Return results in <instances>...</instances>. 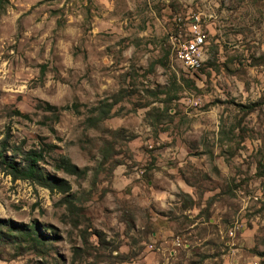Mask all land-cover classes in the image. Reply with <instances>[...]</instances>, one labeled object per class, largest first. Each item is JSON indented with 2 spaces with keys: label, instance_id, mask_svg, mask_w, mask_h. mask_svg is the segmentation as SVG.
Returning <instances> with one entry per match:
<instances>
[{
  "label": "rangeland",
  "instance_id": "rangeland-1",
  "mask_svg": "<svg viewBox=\"0 0 264 264\" xmlns=\"http://www.w3.org/2000/svg\"><path fill=\"white\" fill-rule=\"evenodd\" d=\"M3 141L68 189L0 166V264H264V0H0Z\"/></svg>",
  "mask_w": 264,
  "mask_h": 264
},
{
  "label": "trees",
  "instance_id": "trees-1",
  "mask_svg": "<svg viewBox=\"0 0 264 264\" xmlns=\"http://www.w3.org/2000/svg\"><path fill=\"white\" fill-rule=\"evenodd\" d=\"M46 105L50 107L49 104L46 103ZM240 106L242 107V109H251L253 108L254 104L247 103L241 104ZM109 109L110 102L102 103L97 107L98 112L95 118H103L104 116H106ZM0 144V166H2L5 171L11 175L12 178H24L33 180L49 188L56 187L62 191L68 189V183L65 180L44 172L41 169L40 165L38 164V159H40L42 156L40 149L28 148L22 150L20 158L15 159L13 154H5L4 141ZM54 166L60 167L68 172H77L75 164L71 162L67 156H59L57 159H55ZM66 196L67 195H63L62 199L66 202L68 208H70L73 205L72 200ZM7 222L8 223H6L5 228H3L2 223H0V240L3 238H9V240L13 242H19V240H22L24 241V243H29L34 246H41L46 240L47 233L39 230L35 223H15L14 221H11L9 219L7 220Z\"/></svg>",
  "mask_w": 264,
  "mask_h": 264
},
{
  "label": "built area",
  "instance_id": "built-area-1",
  "mask_svg": "<svg viewBox=\"0 0 264 264\" xmlns=\"http://www.w3.org/2000/svg\"><path fill=\"white\" fill-rule=\"evenodd\" d=\"M187 36L178 43L176 56L188 70H196L203 59L205 34L198 14H190L186 22Z\"/></svg>",
  "mask_w": 264,
  "mask_h": 264
}]
</instances>
